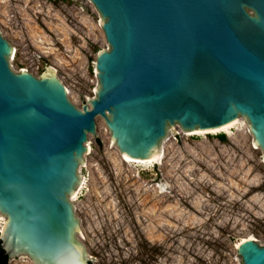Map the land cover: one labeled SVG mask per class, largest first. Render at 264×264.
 <instances>
[{"label":"water","instance_id":"1","mask_svg":"<svg viewBox=\"0 0 264 264\" xmlns=\"http://www.w3.org/2000/svg\"><path fill=\"white\" fill-rule=\"evenodd\" d=\"M108 49L83 109L51 67L14 72L0 33V245L9 259L89 264L71 197L88 134L101 116L121 154L147 160L169 128L210 130L247 120L264 157V0H90ZM264 264V246L238 247Z\"/></svg>","mask_w":264,"mask_h":264},{"label":"rangeland","instance_id":"2","mask_svg":"<svg viewBox=\"0 0 264 264\" xmlns=\"http://www.w3.org/2000/svg\"><path fill=\"white\" fill-rule=\"evenodd\" d=\"M101 20L90 0H0L11 69L40 77L51 67L80 110L96 97L95 61L110 48ZM239 120L215 133L170 127L161 162L137 164L97 117L77 191L85 185L71 197L89 264H242L239 242L264 246V157ZM9 264L37 263L23 255Z\"/></svg>","mask_w":264,"mask_h":264},{"label":"bare ground","instance_id":"3","mask_svg":"<svg viewBox=\"0 0 264 264\" xmlns=\"http://www.w3.org/2000/svg\"><path fill=\"white\" fill-rule=\"evenodd\" d=\"M240 119V118H239ZM239 119H237V120H235V121H233V122H231V123H228V124H226V125H224V126H221V127H219V128H215V129H210V130H195L196 131V133H194V134H203V133H215V132H221V131H226V130H229V129H231V128H233L235 125H237V124H239L240 123V121L241 120H239ZM161 148V147H160ZM160 148L158 149V151H156V153H155V155H153V156H151L149 159H147V160H138V159H133V158H131V157H129V156H127V155H125V154H123V157L127 160V161H129V162H132V163H137V164H154V163H159V162H161V160L163 159V157H164V155L162 154V149L160 150ZM81 183H82V181H81ZM81 183H80V185H81ZM85 183V182H84ZM85 184H82V187L80 188V190L83 188V186H84ZM80 190L79 191H75L74 192V194H73V196H78L79 195V192H80ZM75 199V198H74ZM5 218V217H4ZM4 218H1L0 220H2L3 222H4V224L6 223V220L4 219ZM2 229L1 230H3V228H4V225H3V227H1ZM250 239H253V238H250ZM246 240H249V239H246ZM246 240H242L241 242H239L238 244H237V248L239 247V245L242 243V242H245Z\"/></svg>","mask_w":264,"mask_h":264},{"label":"trees","instance_id":"4","mask_svg":"<svg viewBox=\"0 0 264 264\" xmlns=\"http://www.w3.org/2000/svg\"><path fill=\"white\" fill-rule=\"evenodd\" d=\"M218 139L223 143L227 142V138H226L225 134L219 135ZM0 243H1V241H0ZM9 262H10L9 257L5 254V251L2 249V247L0 245V264H9Z\"/></svg>","mask_w":264,"mask_h":264}]
</instances>
